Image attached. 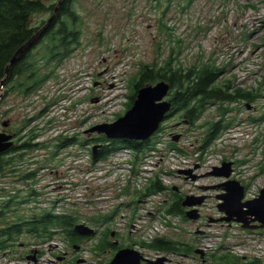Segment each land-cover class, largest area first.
Wrapping results in <instances>:
<instances>
[{"label": "rangeland", "instance_id": "374dc122", "mask_svg": "<svg viewBox=\"0 0 264 264\" xmlns=\"http://www.w3.org/2000/svg\"><path fill=\"white\" fill-rule=\"evenodd\" d=\"M164 1L162 9L168 6V0ZM156 4V0H76L74 6L82 18L81 43L73 46V52L58 66L55 77L47 80L38 92L33 91L27 98L16 92L2 97L0 130L4 129V117V121H10V132L25 134L27 129L19 130L26 119L48 108L30 127L38 125L41 135L37 140L47 141L50 146L30 152L11 149L0 156L4 163L0 167V211L4 210V200L13 197L10 210L4 212L8 219L24 218L35 212L42 214L49 207L58 213H72L79 221L95 222V215L103 216L119 207L111 227H118L116 223H121L122 228L118 230L121 242L139 241L152 233L153 237L165 236L177 242L191 243L192 247L202 241L201 248L208 253V260H203L202 264H216L212 254L219 256L220 253L228 258L224 264H230V252L237 254V264H245L240 263L242 259L249 260V264H264V228L248 230L239 222L229 224L220 219L224 212L218 204L224 201L220 195L226 190L218 185L227 178L211 174L214 166L233 161L231 178L246 185V200L258 196L264 187V87L261 95L253 101L241 99L234 103L228 116L233 121L232 126L204 150L199 145L208 125H203L206 121L216 120V115L220 117L218 107L227 106L223 99L208 102V109L196 127L185 122L182 111L166 119L151 145L138 152L142 159L136 170L130 162L136 151L129 148L116 151L95 166L91 163L87 146L100 143L94 139L105 135L90 132L89 128L112 123L124 115L128 110L132 80L141 65L164 61L173 53L172 46H177L178 41H182L178 59L185 67L200 61H215L226 67L219 85L230 79L234 86L246 90L256 91L263 86L264 0H194L187 7H184L185 1L174 0L163 21L166 28L162 24L161 9ZM50 15V12L35 13L33 24L43 25ZM37 45L33 53H39L43 46L41 43ZM18 80L14 79L12 84ZM4 90L9 91V87L6 85ZM51 119L53 121L49 122ZM61 133L77 134L81 140L92 142L86 146L76 144L63 148L60 155L49 163L41 160L43 158L36 154L48 152ZM176 135H179L178 139ZM20 136L25 138V135ZM19 144L15 143L14 147ZM150 150L154 151L144 158ZM19 152L28 154L19 158ZM15 164L18 165L13 167ZM38 166L40 169L33 178L36 184L24 179L25 173ZM196 166L194 174L198 175L197 178L185 179L180 174V170ZM84 169L88 179L84 177L87 174ZM157 172L168 189L148 196L139 211L134 212L129 203L136 190L145 186L149 177ZM82 176L85 185L80 184ZM175 186L183 187L184 193L191 190L189 194L205 195L206 198L196 206L199 218L189 221L172 214L174 224L167 227L162 220L163 210L174 198ZM30 187L38 189L39 198L23 203ZM60 191L71 195V201L55 202ZM188 207L192 210L195 206ZM15 208L19 209L17 214L13 212ZM145 209L158 214L143 217ZM1 221L6 227V221ZM131 221L138 225L131 226ZM101 224H98L99 233L105 225ZM200 225L205 229V238V235L200 237L196 233ZM26 229L24 227L23 233L16 237L19 238L18 246L5 250L37 245L35 236L27 234ZM96 240V235L88 237L82 245L95 244ZM50 241H53L50 244L53 247L72 244L69 237L66 239L61 234L54 235ZM23 242L25 245L20 246ZM222 244L225 247H220ZM55 251H46L44 257L49 260L43 259L40 264H70L58 259L54 262ZM106 261L107 257L99 264ZM0 264H5L4 258Z\"/></svg>", "mask_w": 264, "mask_h": 264}, {"label": "trees", "instance_id": "16d2710c", "mask_svg": "<svg viewBox=\"0 0 264 264\" xmlns=\"http://www.w3.org/2000/svg\"><path fill=\"white\" fill-rule=\"evenodd\" d=\"M59 1L60 0H0V99L9 92H16L20 94L22 98H27L33 91L38 92L47 80L55 77L58 66L73 52V46L81 43L79 38L81 34L82 18L74 6L76 0H64L56 17L42 36L31 44L23 54H20L13 63H10L16 51L43 26L40 25L38 27L33 24L32 19L34 14L38 12H50L52 14ZM156 1L158 3L156 5L162 12L161 20L163 27L166 28V23L163 21L167 17L170 3H173L174 0H168V6L163 9V2L165 1ZM182 1H185L184 7H187L194 0ZM178 3L181 4V1H178ZM38 43L43 44V46L38 50L39 53H33ZM181 43L182 41H178L177 46H172L171 52L173 53L164 61L158 60L152 65H147V67L142 66L139 71V78L136 82V86L139 88L149 82H155L161 79L168 80L172 87L175 88L172 95L174 112L182 111V117L188 119L192 124H195V122L207 111L209 106L208 102L210 100L215 102L223 99V101L228 104H234L241 99L253 101L261 95L264 87V75L261 82L263 86L259 87L260 89L257 88L256 91H254V89L246 90L242 87L234 86L230 79L224 85H219L220 76L226 70V67L217 65L215 61H200L185 67L178 59V55L181 52ZM8 65L9 69L6 75V68ZM18 78L20 80L13 85L12 81ZM3 80L6 81L5 86L7 85V88L9 87V91L4 90L3 92ZM221 106L222 105H220L219 109ZM222 108L221 119L206 121V124H210L207 131V140H209V142H212L225 128L233 124V121H228L227 119V114L231 109L223 106ZM32 120L33 118L26 119V123L19 131L27 129L24 127H27ZM19 135L25 134L22 133ZM40 135L41 132L38 127L27 129L25 138L20 136V141H18L20 144L16 147L13 146L11 148L12 151L24 150L30 152L32 150L49 147V142L37 140ZM61 137L70 136L61 134ZM75 140L80 139H77L76 135L66 139L57 138L48 152L38 153L37 156L40 155L43 158L41 160L49 163L52 159L60 155L59 152L61 148ZM83 142L88 143L89 139ZM124 144L125 146L134 148L137 153L144 148L141 142L124 141L122 143L120 140H117L109 144H104L99 149L96 160L115 153L122 148ZM5 153L7 152H4V154ZM2 154L3 153H1L0 156ZM26 154L28 153L19 152L17 157L21 158ZM3 165V161L0 160V167H3ZM17 165L18 164H15L13 167ZM154 189L162 190L163 186L160 183H156ZM7 201L8 202L4 204V210L0 211V217L4 216L5 210H10L9 205L12 200L9 199ZM179 204V202L176 203L171 211L182 214L181 212H183V210L178 207ZM13 212L17 214L19 211L15 208ZM58 216L60 215H56V213L51 212L50 209H44L40 218L35 217L28 223L29 227L27 229L34 234L37 240L44 243L48 238L53 236V234L50 233L53 226H62L66 228L73 224L71 219L67 218V216L63 215L65 221ZM4 220L7 226L4 227V229L0 227V234H4L3 243L5 244L9 241H13L23 232V225L16 219L12 220L4 217ZM150 246L155 249L174 251H184V247H186L183 243L165 239H155ZM231 257L237 261L236 257Z\"/></svg>", "mask_w": 264, "mask_h": 264}, {"label": "water", "instance_id": "95a60500", "mask_svg": "<svg viewBox=\"0 0 264 264\" xmlns=\"http://www.w3.org/2000/svg\"><path fill=\"white\" fill-rule=\"evenodd\" d=\"M63 1L64 0H60L58 2L47 22L16 51L10 63H13L20 54H23L31 44H33L39 39L40 36H42L59 12ZM9 65L6 68V75L8 74ZM6 81H2L4 82V87ZM170 87V83L166 80H161L155 85L149 84L142 87L139 90L133 107H131V109H129L124 116L112 123H100L92 126L88 131L105 133L108 138L114 139L145 140L149 138L158 130L161 121L172 107V101L166 99ZM9 124V120L4 121L5 127H8ZM175 138L178 139L177 136H175ZM13 145V135L7 133L6 131H1L0 153L7 151ZM96 148L97 146H95V153ZM232 165V161H224L221 166H214L213 170L211 171V174L215 176L227 178L224 183L218 185L224 186V189L226 190V192L220 195V198L224 201H220L218 204L219 209L225 212V215H223L220 219L226 220L228 222H239L242 224V227L246 229L253 230L264 228V187L261 189L257 197L246 200L245 185L237 179L230 178L232 174ZM180 172L191 174L192 170H181ZM192 177L196 178L197 175H193ZM205 198V195L188 196L183 201V205H199L204 201ZM187 214L190 218L195 219L199 218L200 216L197 208L187 211ZM76 229L82 234H91L95 231L94 228H91L86 224H78ZM196 252L200 253L202 256L204 255L203 249H197ZM32 258L35 259V256L33 255ZM142 260L143 255L138 250L133 248H124L118 251L111 264H142ZM149 264H164V258H161L157 261H150Z\"/></svg>", "mask_w": 264, "mask_h": 264}, {"label": "flooded vegetation", "instance_id": "af4514ba", "mask_svg": "<svg viewBox=\"0 0 264 264\" xmlns=\"http://www.w3.org/2000/svg\"><path fill=\"white\" fill-rule=\"evenodd\" d=\"M188 122H190L188 119H186ZM19 137H20V135H19V133L15 136V143L17 142V140H19ZM194 172H195V169L192 171V174H194ZM178 207L179 208H181L184 212H185V208H184V206H183V204H182V201H180V204L178 205ZM190 221V220H189ZM198 228H200V229H203L202 227H201V225L200 226H198ZM112 234V236L114 237L115 236V244H112V249H111V254H110V256H111V258H114V256L116 255V253L118 252V250L120 249V248H123L124 247V245H123V247L121 246V244H119L118 243V239H116V237H117V233L116 232H112L111 233ZM181 242V241H180ZM182 243H184V242H182ZM96 247H101V245H98V246H96ZM184 248H188V247H184ZM104 255H101V257H103ZM105 257V256H104ZM103 257V258H104Z\"/></svg>", "mask_w": 264, "mask_h": 264}, {"label": "bare ground", "instance_id": "6f19581e", "mask_svg": "<svg viewBox=\"0 0 264 264\" xmlns=\"http://www.w3.org/2000/svg\"><path fill=\"white\" fill-rule=\"evenodd\" d=\"M2 85L4 86V82H2ZM16 141V140H15ZM18 141H20V138H19V140H17V142L16 143H18Z\"/></svg>", "mask_w": 264, "mask_h": 264}]
</instances>
